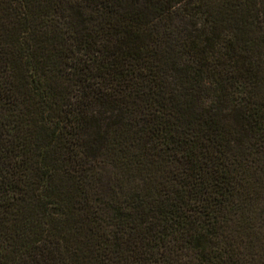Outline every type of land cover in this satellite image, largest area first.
Returning a JSON list of instances; mask_svg holds the SVG:
<instances>
[{
    "label": "trees",
    "instance_id": "obj_1",
    "mask_svg": "<svg viewBox=\"0 0 264 264\" xmlns=\"http://www.w3.org/2000/svg\"><path fill=\"white\" fill-rule=\"evenodd\" d=\"M70 1L63 10L61 0H0V113L10 111L0 121V247L11 217L28 264H64L65 254L70 264H104L122 255L133 226L161 224L165 244L184 226L180 213L207 214L200 191L157 188L164 152L186 143L172 133L176 122L222 136L221 150L257 135L254 148L264 146V109L259 119L250 116L257 106L249 114L230 104L244 84L264 82V68L241 52L264 57V0ZM87 7L100 8L99 23ZM226 60L236 67L231 83L211 67ZM122 82L133 99L115 92ZM162 111L173 120L162 122ZM28 121L32 162L26 139L7 138ZM62 152L75 181L57 173ZM186 235L199 264H219L204 251L219 235L209 220Z\"/></svg>",
    "mask_w": 264,
    "mask_h": 264
},
{
    "label": "rangeland",
    "instance_id": "obj_2",
    "mask_svg": "<svg viewBox=\"0 0 264 264\" xmlns=\"http://www.w3.org/2000/svg\"><path fill=\"white\" fill-rule=\"evenodd\" d=\"M45 1L42 0V2ZM71 4L73 1L61 0L59 6L65 10ZM84 11L92 16V23L100 22V8L87 7ZM58 25L66 27L65 20H59ZM46 27L50 28L49 25ZM241 52L244 56L251 55L253 57L252 63L263 70V56H253L252 52L244 49ZM211 67L224 82H230L236 72V67L228 60L224 61L222 65H217L213 61ZM115 92L119 96H125L126 99H133L129 87L125 86L123 82L121 85L115 86ZM162 96L166 105L167 92L163 91ZM230 104L231 106L242 107L249 114L251 108L257 106L258 111L254 114L251 113L250 116L261 119L264 109V82L261 80L256 84H247L246 86L244 84V92L240 94L238 102H230ZM154 105L153 101L151 106ZM21 106L23 104H19L14 112L16 115L19 114ZM1 112L0 121L3 122L10 111L4 109ZM142 113L143 111L138 112L139 115ZM145 115L148 116L145 118L151 122L150 115L146 112ZM159 115L162 122L166 119L173 120L172 116L167 115L165 111ZM30 123L31 121L19 123L17 128L11 129L7 138L9 141L19 140L18 137L26 139L30 144L26 155L30 156V162H32L35 149L32 146V141L25 136L27 124ZM226 130L224 128L223 131L226 132ZM172 133L177 139H184L186 143L179 149L164 152L157 188L166 190L172 187L179 189L183 187L186 192L200 191L202 197L206 198L207 214L187 211H184V214L180 213L179 215L183 216L184 226L173 229L171 234L166 236L165 244H162L161 238H158L159 233L156 232L161 224L154 225L150 230L149 225L138 224L133 226L123 234V241L126 245L121 248L122 255L103 263L199 264L196 254L187 251L186 234L191 227L196 228L199 223L209 220L219 234L215 246L213 243H209L204 248L212 262L218 261L219 264H264V146L258 150L254 148L259 144L258 135L247 137L240 145L225 151L224 149L221 150L220 147L222 136L201 129L195 123L186 128L178 121L172 129ZM2 145H7V143L4 141ZM157 152H160L159 147ZM63 155L62 152L60 159L56 160V164L60 166L57 173L61 174L66 169L72 180L75 181L79 176L78 171L75 172L69 168V163L63 161ZM187 160L190 164L195 165V169L187 164ZM33 168V166L32 168L29 166L26 169L23 181H31ZM197 169H200V179H197L195 175ZM200 182H202L201 185ZM202 188L205 190L202 191ZM19 206L20 203L15 206V209ZM261 210H263L262 213H260ZM250 215V218L256 222L253 230L248 229L244 224ZM157 221L155 219V222ZM1 231L5 240L0 247V264H28L30 259L25 253L27 250L16 246L21 237L13 232L11 217L5 220ZM161 253L164 257H160ZM60 258L64 259V264H70L69 254ZM44 264H47V261H44ZM49 264L59 263L55 260ZM100 264H102L101 261Z\"/></svg>",
    "mask_w": 264,
    "mask_h": 264
}]
</instances>
